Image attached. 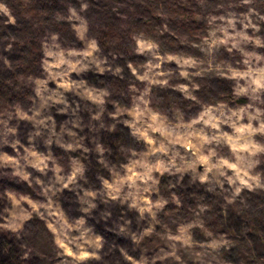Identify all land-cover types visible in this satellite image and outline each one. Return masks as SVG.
<instances>
[{"label": "rangeland", "instance_id": "rangeland-1", "mask_svg": "<svg viewBox=\"0 0 264 264\" xmlns=\"http://www.w3.org/2000/svg\"><path fill=\"white\" fill-rule=\"evenodd\" d=\"M173 1L0 0V264H264V2Z\"/></svg>", "mask_w": 264, "mask_h": 264}, {"label": "trees", "instance_id": "trees-1", "mask_svg": "<svg viewBox=\"0 0 264 264\" xmlns=\"http://www.w3.org/2000/svg\"><path fill=\"white\" fill-rule=\"evenodd\" d=\"M146 8L141 10V19L138 21V23H145V22H151L153 21V17L150 14L149 10H159L175 19H179V16L182 15V13H186L188 16V12L185 10H182L179 8L173 0H144ZM264 2V0H263ZM26 12H29L26 10ZM187 30H195V28H188ZM34 47L31 45H28L26 48L27 54H31L34 51ZM24 50V49H23ZM6 93V87L1 84L0 85V96Z\"/></svg>", "mask_w": 264, "mask_h": 264}]
</instances>
